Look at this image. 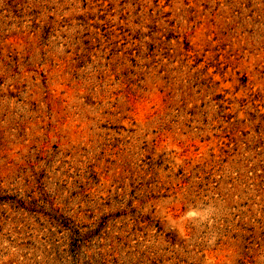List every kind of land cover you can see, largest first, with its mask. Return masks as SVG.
Returning a JSON list of instances; mask_svg holds the SVG:
<instances>
[{
  "label": "rangeland",
  "instance_id": "374dc122",
  "mask_svg": "<svg viewBox=\"0 0 264 264\" xmlns=\"http://www.w3.org/2000/svg\"><path fill=\"white\" fill-rule=\"evenodd\" d=\"M0 264H264V0H0Z\"/></svg>",
  "mask_w": 264,
  "mask_h": 264
}]
</instances>
